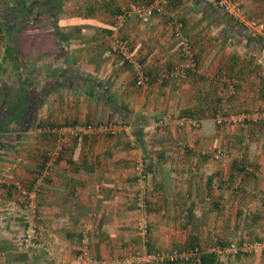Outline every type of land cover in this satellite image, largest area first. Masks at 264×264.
<instances>
[{
	"label": "crops",
	"instance_id": "0c3cea01",
	"mask_svg": "<svg viewBox=\"0 0 264 264\" xmlns=\"http://www.w3.org/2000/svg\"><path fill=\"white\" fill-rule=\"evenodd\" d=\"M151 1L0 0L7 10L0 20V264L71 263L83 246V224L91 253L113 264L137 250L194 247L214 253L218 264H264V250L227 251L233 243L264 241V121L224 129L213 120L223 77L237 83L234 113L264 114V30L222 16L215 0H171L146 26L135 7ZM238 1L264 25V0ZM119 14L130 60L109 46ZM174 20L184 24L198 68L184 80L164 82L162 70L180 63L169 26ZM16 42L20 79L3 63ZM137 64L153 75L145 86L136 85ZM110 121L125 130L63 145L53 132ZM139 161L148 173L147 240L135 229ZM18 181L41 188L40 240L30 249L21 246L27 224L12 189Z\"/></svg>",
	"mask_w": 264,
	"mask_h": 264
},
{
	"label": "built area",
	"instance_id": "2783aa9c",
	"mask_svg": "<svg viewBox=\"0 0 264 264\" xmlns=\"http://www.w3.org/2000/svg\"><path fill=\"white\" fill-rule=\"evenodd\" d=\"M169 0H155L149 4L139 3L136 5V13L141 20V23L146 26H151L153 20L163 15ZM217 8L231 20L241 25L243 28L251 29L254 31L264 30L263 23L258 19H250L247 16L243 6L238 0H215ZM114 31L109 38L110 49L122 57L130 60V46L128 41L122 38V29L125 25V15H119L113 24ZM173 36L176 40L180 41L179 59L180 63L175 66L172 72H162L161 79H173L183 80L188 76L189 71L196 72L198 64L196 62L190 41L182 32V24L177 21H171L169 24ZM135 80L137 86H145L150 82V77L146 75V72L142 65L137 64L135 69ZM224 84L227 87L229 96L236 94V81L232 78L225 77ZM229 98V97H228ZM222 104L216 110L213 120L219 127H227L235 129L239 125H244L246 121H264L263 113H234L232 105L226 100H222ZM47 130H52L50 127ZM44 129V130H46ZM43 130V129H42ZM125 130L124 126L116 125L111 122L103 124H76V125H64L58 126L53 129V132L58 136V144L63 145L68 139L82 140L86 136L98 135V136H116L121 131ZM218 157L223 156L222 151L217 152ZM136 170L140 174V182L142 191L137 195L135 199V213H136V225L135 229L138 235L147 240L150 233L151 224V212L149 203L147 200V189H149L147 183L148 173L143 161H139ZM5 183V179L0 178V187ZM14 192L22 199V217L27 224L25 235L21 240V246L26 249H30L36 246V242L40 240V236L35 227V223L39 218V195L41 193L40 183L37 182L35 186L29 188L21 182H15L12 185ZM84 231H82L83 246L81 247L79 254L76 255L71 263L61 262L58 264H113L110 261L96 258L89 249V243L87 238V231H89L88 225L83 224ZM232 248V250H230ZM235 251L236 254H257L264 250V241L262 240H247L241 244H232L227 251ZM200 254V250L185 252V253H149L148 251L137 250L134 253H130L121 260V264H163L166 261L184 260L188 261L193 257H197Z\"/></svg>",
	"mask_w": 264,
	"mask_h": 264
},
{
	"label": "trees",
	"instance_id": "16d2710c",
	"mask_svg": "<svg viewBox=\"0 0 264 264\" xmlns=\"http://www.w3.org/2000/svg\"><path fill=\"white\" fill-rule=\"evenodd\" d=\"M138 2H140V1H138ZM151 2H153V1H151ZM150 2V3H151ZM170 2H171V0H169V3H168V5H167V7L170 5ZM141 3H143V4H149V3H144V2H141ZM139 4V3H138ZM166 7V8H167ZM215 9L217 10V11H219V12H221L218 8H217V6H215ZM24 12H25V10L23 11H21V13H22V15L21 16H25V14H24ZM219 14V13H218ZM221 14H222V16H226L225 14H223L222 12H221ZM120 15V14H119ZM119 15H117V17L119 16ZM14 17H15V19H17L18 17L17 16H15L14 15ZM117 17H116V19H117ZM228 18V17H227ZM20 19H22V18H20ZM116 19H114V21H113V23L116 21ZM175 21V20H174ZM177 22H179V21H177ZM179 23H181L182 24V22H179ZM2 24V23H1ZM22 23H21V25H18V28H17V31H20V30H22ZM113 25V24H112ZM114 26V25H113ZM112 26V28L110 29V36L112 35V33H113V31H114V27ZM183 28H184V24H182V32H183ZM1 33H5L4 32V30H3V28L0 26V34ZM187 37V36H186ZM189 40V39H188ZM21 41V40H20ZM190 45H191V42H190ZM191 47H192V45H191ZM20 48H21V45L18 43V42H16V44L14 45V46H9L8 47V53H7V55L5 56V59L3 60V63L5 64L7 61H9L8 63L9 64H11L12 66V70L17 74V76L19 77V79L21 78V75H20V61H19V59L21 58V54H22V52H21V50H20ZM192 51H193V49H192ZM194 56H195V59H196V62H197V64H198V59H197V57H196V55H195V53H194ZM176 65H178V64H176ZM175 65V66H176ZM175 66H173V67H171V68H168L167 70H162V72H172L173 70H174V68H175ZM1 68V67H0ZM145 70V69H144ZM145 72H146V75L148 76V77H150V80L152 81V74L150 73V72H148L147 70H145ZM190 73H194L193 71H189V73H188V75L190 74ZM161 79V78H160ZM164 82L165 81H167V80H173V79H162ZM225 85V84H224ZM237 86V83H236V85H235V87ZM225 87H226V85H225ZM225 89H227V87L225 88ZM236 92H237V88H236ZM221 104V103H220ZM26 107V106H25ZM220 107V105H218V107H217V109ZM216 109V110H217ZM25 110V108H21L20 109V111H19V113H17L16 114V116H15V119H19V117H21L22 116V114H23V111ZM189 112V111H188ZM188 112H182L181 113V116L180 117H182L183 115L184 116H186L187 115V113ZM214 117V116H213ZM111 122V121H110ZM251 122V121H250ZM104 123H107V122H104ZM111 123H114V122H111ZM78 124H80V123H78ZM86 124H103V123H86ZM73 125H76V124H73ZM116 125H118V124H116ZM5 126H7L8 127V129L9 130H11V128H9V126H10V123L8 122V123H6L5 124ZM4 132H6V131H4ZM56 134V133H55ZM119 134V133H118ZM57 135V134H56ZM93 136H98V135H91V136H86V137H84V138H87V137H93ZM108 135H104V137H107ZM108 137H114V136H108ZM83 138V139H84ZM82 139V140H83ZM57 140H58V136H57ZM75 140H79V139H75ZM58 143V142H57ZM25 222V221H24ZM199 249L200 250V254L197 256V257H193V258H191L190 260H188V261H186V262H190V261H193V263H195V264H218L219 263V260H218V258H217V256L214 254V253H204L203 252V250L200 248V247H194L193 249H191L190 251H192V250H195V249ZM224 248V247H223ZM188 252V251H187ZM238 254H241V253H238ZM218 260V261H217ZM181 261H184V260H181ZM176 262H178V261H166L164 264H175Z\"/></svg>",
	"mask_w": 264,
	"mask_h": 264
},
{
	"label": "rangeland",
	"instance_id": "374dc122",
	"mask_svg": "<svg viewBox=\"0 0 264 264\" xmlns=\"http://www.w3.org/2000/svg\"><path fill=\"white\" fill-rule=\"evenodd\" d=\"M5 15H7V10L5 9H1L0 10V20H2V18H3V16H5ZM9 18V17H8ZM258 20H260V19H258ZM261 21V20H260ZM2 22V21H1ZM175 38V37H174ZM188 38V37H187ZM176 39V38H175ZM178 43H180V41H178V40H176ZM1 42H3V43H1ZM0 42V45H4V41H1ZM180 45V44H179ZM179 51H180V48H179ZM194 53V52H193ZM13 78H19L18 76H17V74L15 73V75L14 76H12ZM187 78V77H186ZM185 79V78H184ZM183 79V80H184ZM223 79V82H224V79H225V77H223L222 78ZM175 81H177V80H175ZM236 81V80H235ZM236 88H237V86H236ZM237 93V92H236ZM224 97L222 98L223 100H226L227 102H229V104H231L232 105V99H233V97L236 95H232V96H229V92L227 91V89H225L224 88ZM229 97V98H228ZM223 102V101H222ZM222 102H221V104H222ZM115 124V123H114ZM222 128H224V129H226V127H222ZM230 129V128H229ZM23 218V217H22ZM233 244H235V243H233ZM230 250H232V248L230 249ZM231 253H235V251L233 250Z\"/></svg>",
	"mask_w": 264,
	"mask_h": 264
}]
</instances>
